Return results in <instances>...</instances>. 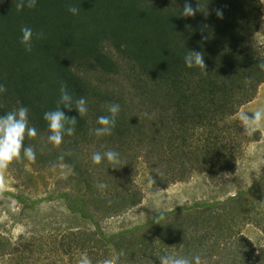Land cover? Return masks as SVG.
I'll return each instance as SVG.
<instances>
[{
    "label": "trees",
    "instance_id": "obj_1",
    "mask_svg": "<svg viewBox=\"0 0 264 264\" xmlns=\"http://www.w3.org/2000/svg\"><path fill=\"white\" fill-rule=\"evenodd\" d=\"M191 2L200 10L193 17L181 16L184 0H37L34 8L20 11L17 0H0V84L7 87L0 115L28 107L37 137H26L25 147L32 146L44 166L71 167L74 178L86 184V202L62 195L67 203L78 202L80 217L92 224L91 230H71L68 241L78 254L87 252L92 264L112 259L159 264L166 253L199 255L202 264H264V242L244 233L250 224L264 229V169L250 186L223 199L179 205L111 234L101 230L90 210L93 204V211L117 214L141 199V190L126 183L128 146L155 181L151 185L166 188L196 171L210 183L222 182L235 173L253 140L235 116L264 83L259 67L264 42L255 38L262 2ZM69 5L79 13L69 12ZM22 26L44 33L33 39L31 52L20 43ZM189 51L204 53L207 73L186 67ZM92 71L100 76L89 78ZM62 81L74 99H86L88 112L81 118L74 106L69 111L61 105L65 115L77 117V125L54 147L47 143L43 113L56 108ZM112 103L120 105L115 128L95 145L92 130ZM85 138L86 170L79 146ZM108 150L119 153L118 168L106 159L92 162L94 152ZM98 183L107 188L96 191ZM157 215L160 223L154 222ZM18 244L0 234V259L21 264L25 251ZM49 244L60 251L58 243Z\"/></svg>",
    "mask_w": 264,
    "mask_h": 264
},
{
    "label": "rangeland",
    "instance_id": "obj_2",
    "mask_svg": "<svg viewBox=\"0 0 264 264\" xmlns=\"http://www.w3.org/2000/svg\"><path fill=\"white\" fill-rule=\"evenodd\" d=\"M261 2L262 20L255 35L258 42H264V0ZM97 76L100 75L92 71L89 78L94 80ZM259 107H264V83L259 86L256 96L240 110L249 111L247 115L251 117L250 111ZM248 137L253 140L247 142L235 173L222 182L210 183L204 178V173L196 171L192 178L173 183L166 188L151 185L142 165L135 159L134 150L128 146L125 151L128 155L126 171L129 176L126 183L129 188L136 187L141 190V199L136 205L117 214L104 215L93 211V204L89 205L90 210L101 230L111 234L142 224L160 211L232 195L256 180L264 169V127ZM104 140L103 136L93 137L95 145L103 143ZM79 146H82V163L86 170V138L81 140ZM0 177L3 182L0 187V234L15 243L19 242L18 245L25 251L20 258L21 264H76L79 254L69 246V232L78 229L91 230L92 224L88 219L80 217L77 212L78 202L67 203L62 194L68 193L71 197L84 199L86 202V184L74 178L69 166L53 164L50 167L37 160L29 162L27 159L13 161L7 169L0 170ZM116 188L117 186L113 189ZM96 191L102 192L97 187ZM244 233L256 243L264 242V229L250 224L244 228ZM50 242L58 243L60 251L51 250ZM114 261L112 259V264H116ZM6 263V258L0 259V264Z\"/></svg>",
    "mask_w": 264,
    "mask_h": 264
},
{
    "label": "clouds",
    "instance_id": "obj_3",
    "mask_svg": "<svg viewBox=\"0 0 264 264\" xmlns=\"http://www.w3.org/2000/svg\"><path fill=\"white\" fill-rule=\"evenodd\" d=\"M36 2L37 0H17L15 7L17 11L25 7L34 8ZM182 9L181 16L183 17H193L200 11L198 3L193 7L191 0H184ZM68 11L73 15H77L79 13V8L75 5H69ZM216 16L222 19V10L217 9ZM20 31L22 33L20 43L24 46L26 52L32 51L34 38L37 40L44 38L43 32L34 33L32 28L28 26H22ZM184 62L188 68L198 67L207 73L203 52L189 51L184 57ZM259 67L264 70V63L260 64ZM247 79L248 78H246V83ZM6 92L7 87L4 84H0V108L5 106L2 94ZM61 105L69 111H71L74 106L81 118L86 116L88 112L86 99L83 97L74 99L67 90V84L62 81L59 87V99L56 108L43 113V119L47 122L48 131L50 133L46 138L47 143L52 144L54 147H59L63 143L65 135H73L75 133V126L77 125V117L65 115V112L61 110ZM107 112L109 113L108 115H101L97 118L96 123L100 127L92 130L93 134L97 137L112 134L116 125L117 116L120 112V105L116 103L108 104ZM248 112L249 111L240 110L237 113L236 119L240 121L245 134L252 136L261 127H264V107H259L256 110L250 111L252 113L251 117L247 115ZM26 137H37L36 127L29 125L28 107L21 105L14 110L0 115V170L7 169L10 163L21 159L35 162L36 152L34 148L32 146L25 147L24 145ZM104 159H106L113 168H118L115 167V165L120 163L118 152L113 150H108L104 153L94 152L91 156L92 162L97 165ZM2 183V177H0V187H2ZM150 183H155V181L151 179ZM96 187L103 191L107 185L98 183ZM161 218L162 217L157 215L154 218V222L160 223ZM76 264H92V261L87 252H81L79 253ZM104 264H112V262L105 261ZM159 264H202V261L199 255L189 258L166 253L159 257Z\"/></svg>",
    "mask_w": 264,
    "mask_h": 264
}]
</instances>
